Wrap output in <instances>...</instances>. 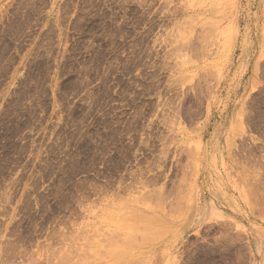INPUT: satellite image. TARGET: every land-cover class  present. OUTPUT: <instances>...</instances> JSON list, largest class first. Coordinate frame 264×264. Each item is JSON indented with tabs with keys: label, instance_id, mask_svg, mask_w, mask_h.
<instances>
[{
	"label": "rangeland",
	"instance_id": "374dc122",
	"mask_svg": "<svg viewBox=\"0 0 264 264\" xmlns=\"http://www.w3.org/2000/svg\"><path fill=\"white\" fill-rule=\"evenodd\" d=\"M0 264H264V0H0Z\"/></svg>",
	"mask_w": 264,
	"mask_h": 264
},
{
	"label": "bare ground",
	"instance_id": "6f19581e",
	"mask_svg": "<svg viewBox=\"0 0 264 264\" xmlns=\"http://www.w3.org/2000/svg\"><path fill=\"white\" fill-rule=\"evenodd\" d=\"M208 54V53H207ZM138 260H141V259H138ZM137 261V260H136ZM142 261V260H141ZM139 262V261H138Z\"/></svg>",
	"mask_w": 264,
	"mask_h": 264
}]
</instances>
